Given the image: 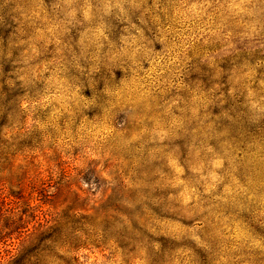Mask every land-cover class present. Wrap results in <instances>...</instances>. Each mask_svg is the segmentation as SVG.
Instances as JSON below:
<instances>
[{"label": "rangeland", "instance_id": "rangeland-1", "mask_svg": "<svg viewBox=\"0 0 264 264\" xmlns=\"http://www.w3.org/2000/svg\"><path fill=\"white\" fill-rule=\"evenodd\" d=\"M166 2L0 0V139L9 151L30 148L0 160V210L19 212L6 194L20 183L44 192L49 205L39 210L64 225L57 248L33 264H63L59 244L73 232L82 247L68 264H227L259 247L231 219L240 208L212 239L195 205L212 192H257L253 175L247 188L239 180V148L208 140L205 117L222 89L253 85L264 3L220 0L240 27L213 35L192 25L178 38L191 47L165 50L154 37L172 24L166 17L203 24L212 11L165 12ZM18 87L21 118L3 105ZM224 212L216 219L225 225ZM248 217L264 226V209Z\"/></svg>", "mask_w": 264, "mask_h": 264}, {"label": "trees", "instance_id": "trees-1", "mask_svg": "<svg viewBox=\"0 0 264 264\" xmlns=\"http://www.w3.org/2000/svg\"><path fill=\"white\" fill-rule=\"evenodd\" d=\"M254 63L261 66L256 71L257 76L249 90L234 88V92L231 93L230 87H225L221 90L222 96L221 93H217L215 98L210 100L213 108L205 117V124H211L213 127L205 133H208V140L217 145L239 148L241 153L236 155V158L241 159L242 165L239 180L245 186L251 174L257 188V192H233L230 196L226 192H212L208 197L199 198L195 205L196 221L204 224L205 234L212 239L215 238L218 229L226 226L233 228L232 223L235 221L230 222L232 214L228 210L233 206L240 208L242 215L231 219L242 221L239 226L244 233L260 243L259 247H245L234 252L230 259L239 260L233 263L228 261L227 264H264V226H257V223L248 217L264 209V57L256 58ZM23 92L21 87L13 94L11 90H6L3 101V105L13 108L19 118L23 114ZM250 105H255L254 110H249ZM200 134L202 135V131ZM25 149L9 151L10 148L4 147L0 139V160L17 156ZM7 189L6 200L19 205L20 209L13 217L10 214L3 216V211L0 210V221L3 220L0 222V248H5L0 260H3V264H33L31 261L33 257L57 248L59 237L64 235L62 230L64 225L49 220L46 214L39 210L43 205H49L44 192H25L20 183L9 185ZM3 191L0 188V192ZM34 194L41 198L36 199ZM33 202L38 203L34 205ZM222 208H226L224 217L229 221L225 225L216 219ZM65 239L59 244L65 252L64 255L58 256L60 257L58 260L63 264H68L66 259L77 262V258H72L70 254L82 247L77 245L78 234L73 232Z\"/></svg>", "mask_w": 264, "mask_h": 264}, {"label": "clouds", "instance_id": "clouds-1", "mask_svg": "<svg viewBox=\"0 0 264 264\" xmlns=\"http://www.w3.org/2000/svg\"><path fill=\"white\" fill-rule=\"evenodd\" d=\"M244 0H242V3ZM264 3V0H261ZM194 8L201 9H211L212 11L208 14L207 19L203 21V24L199 23V17L196 19H188L191 21L190 24H185L184 22L175 19V12H173V17L166 19H171L172 24H170L169 28L162 29L156 37H154L155 42H159L162 44L165 50L172 48L175 49L177 47H181L184 45L186 47H191V45H186L183 40L178 39L183 36L184 31H192V25H195L199 31H203L205 27L210 28L212 30V34L216 35L222 30L235 29L236 27H240V22L231 19L232 13L228 11V8L225 4H222L220 0H201L199 4H189V0H167L166 4L162 6V11L167 12L169 9H175L178 11L179 9H184L187 12H190ZM155 19V18H154ZM159 23L158 20H156ZM173 24H179L180 27L176 28ZM228 35H231V31H228ZM208 43V41H205ZM199 54L194 53V55Z\"/></svg>", "mask_w": 264, "mask_h": 264}]
</instances>
